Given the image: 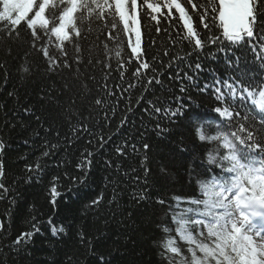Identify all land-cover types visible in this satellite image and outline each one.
I'll use <instances>...</instances> for the list:
<instances>
[{
	"label": "snow or ice",
	"instance_id": "snow-or-ice-1",
	"mask_svg": "<svg viewBox=\"0 0 264 264\" xmlns=\"http://www.w3.org/2000/svg\"><path fill=\"white\" fill-rule=\"evenodd\" d=\"M38 11V22L33 23ZM84 15H87L89 24L94 17H98L97 23L103 24L105 45L115 42L105 53L107 62L104 68L113 70L110 63L112 57L108 55L112 52L117 58L114 70L119 73L122 82L128 70L126 64L135 68L131 73L134 82L128 83L126 88L117 86L121 95L135 88L137 83L149 92V86L163 87L162 81L157 78L161 73L153 63L158 58L168 57L166 64L161 63L160 66L172 69V74L167 77L170 82H180V95L172 93L147 101L149 106L145 112L155 124L152 133L163 139L151 143L152 135L146 140L141 133L138 143L124 141L115 147V155L121 163H126V157L136 160L137 167L128 165V168L141 182L137 193H134L137 202L158 204L161 210L167 209L166 216L170 214L168 224L160 225L165 234L162 244H157L161 248L160 264H264V72L256 71L257 67L264 69V0H207L206 3L202 0H34L26 19L6 34L11 39L23 27L31 37L30 47L42 55L49 71H57L61 66L71 69L73 63L79 65L82 61L79 58L69 61L65 45L70 40L83 38L80 23ZM210 15L211 21L208 22ZM145 16L155 22L156 34L163 33L167 37L163 51L157 52L151 60L147 58V49L142 46L141 29L137 26L138 17L143 19ZM201 25L208 30L203 38L199 30ZM212 26L221 29V34L209 35ZM177 28L179 31H176ZM121 32L135 35V40L129 38L127 43L130 49L127 60L122 56L121 41L117 40ZM151 44H156L155 38ZM210 44L217 45V52L224 54L226 66L222 72L208 69V65L201 62L202 58L208 59L204 53ZM48 45H54L60 56H55ZM232 46L242 47L245 52L251 53V63L246 61L241 66L240 57L233 60L228 55ZM209 56L212 60L217 58L216 53L209 52ZM206 69L212 72V80L201 83L197 77ZM0 70H5L3 64H0ZM19 71L27 74L31 69L22 66ZM149 72L155 75H149ZM186 85L195 87L201 93L207 92L219 106L213 107L211 112L196 111L185 102L192 99L185 95L188 92ZM104 88L107 89L106 84ZM7 95L14 97L16 93L9 92ZM102 103L99 98L95 100L96 105ZM241 108L244 109L243 114ZM194 119L196 122L219 121L216 134L210 135L201 130ZM124 123L126 120L121 121V125ZM75 131L79 132V129ZM83 131L88 129L85 127ZM100 139V146L103 147L106 141L103 137ZM166 140L169 143L165 147L172 158L170 163H179L192 177L194 183L190 187L193 193L198 187V195L181 194L169 198L163 185L155 194V199L152 193L145 191L148 187L154 188L157 179L163 178L165 182L169 179L170 174L166 171L168 164L159 166L157 179L153 178L148 167L155 155L153 150ZM197 141L216 142V147L205 157L207 145ZM48 147L55 149L56 145ZM9 149L7 141L0 138V200H7L14 188L7 169ZM42 155L49 156L50 151L46 150ZM82 156L79 163L74 162L81 175L74 177L73 181L88 189L92 183L89 173L93 171L95 154L87 151V155ZM197 160L200 162L197 163ZM105 167L106 170L121 173L120 165L112 159L105 161ZM25 170L38 177L41 165L37 163L33 167L25 163ZM122 174L126 176L128 172ZM27 179L31 180L32 176ZM59 179L58 176L53 177L49 190L52 205H58L57 198L61 197L57 190ZM105 181L112 184L119 182L108 177ZM117 196L114 187V201ZM80 199L78 196L77 200ZM103 200L104 193L101 192L86 207H98ZM9 203L15 204V198ZM64 209L69 216L74 212L71 204H65ZM7 215L10 217V210ZM41 223H32L30 230L20 232L5 247L16 253L25 250L33 237L41 232ZM173 224L175 227H172ZM49 226L54 237L65 232L64 227L54 225L51 217L45 224L46 228ZM7 232L5 222H0V240L6 238ZM79 236L81 244L92 253L93 264H110L103 253L93 250L92 241L83 232ZM0 253H3V248H0ZM7 259L8 254L3 253L0 264H6Z\"/></svg>",
	"mask_w": 264,
	"mask_h": 264
},
{
	"label": "trees",
	"instance_id": "trees-1",
	"mask_svg": "<svg viewBox=\"0 0 264 264\" xmlns=\"http://www.w3.org/2000/svg\"><path fill=\"white\" fill-rule=\"evenodd\" d=\"M202 2L206 3L207 0ZM33 6L34 0H16L13 4H5L0 0V64L5 66V70H0V138L10 145L9 156L6 158L7 169L11 177L10 183L14 184L8 199L0 200V222H5L8 229L6 238L0 240V248H3V253L8 254L6 264H93L92 253L80 242V232L92 241L93 250L103 253L110 264H160L161 248L157 244H162L165 237L160 225L168 224L170 214L166 216L167 209L161 210L158 204L137 202L134 193H137L141 182L135 179V174L128 168V165L137 167L136 160L126 157V163H121L115 155V147L124 141L138 143L141 133L146 140L152 135L151 143L163 139L152 133L155 124L149 119L145 108L149 106L148 100L170 96L172 93L180 95V82H170L167 79L172 74V69L160 66L161 63L166 64L168 57H163L162 60L158 58L153 62L161 73L157 78L162 81L163 87L149 86V92L137 83L135 88L121 95V89L117 86L126 88L128 83L134 82L131 73L135 68L126 64L128 70L122 82L119 73L114 70L117 67L114 52L108 54L112 57L110 63L113 70L104 68L107 62L105 53L115 42L105 45L103 24L96 22L98 17H94L89 24L87 15H84L83 22L80 23L83 38L70 40L65 45L68 60L79 58L82 63H73L71 69L61 66L57 71H49L42 55L30 47L31 37L23 27L11 39L6 34L21 20L26 19ZM25 10L26 16L23 15ZM210 21L211 15L208 22ZM193 23H196L195 17ZM154 24L147 16L143 19L138 17L137 26L141 29L142 46L147 49L149 60L157 52L163 51L164 42L167 41L163 33L158 35L154 32ZM119 27L122 29L123 25L120 24ZM199 30L202 38L208 31L202 25ZM221 31L212 26V33L209 35H220ZM129 38L134 41V33L121 32L117 36V40L121 41L120 47L125 60L130 52L127 47ZM153 38L156 39L155 45L151 44ZM48 47L55 56H60L54 45ZM209 52L216 53L217 58L212 60ZM228 55L233 60L240 57L241 66L252 60L251 53L245 52L242 47L232 46ZM204 56L208 59L202 58L201 62L207 64L208 69L217 73L224 71V54L217 52V45H208ZM22 66L29 67L31 71L24 74L19 71ZM208 69L198 75L199 82L212 80V72ZM256 71L264 72V69L257 67ZM149 75L155 74L149 72ZM105 84L107 89L104 88ZM187 87L185 95L192 99L185 102L190 103L196 111L211 112L213 107L219 106L207 92L201 93L195 87ZM9 92H15L16 95L9 97ZM98 98L103 102L101 105L95 104ZM26 108L30 111L26 112ZM240 110L243 114L244 109ZM122 120H126L123 125ZM218 125L219 121L216 120L196 122L197 127L210 135L216 134ZM85 127L87 132L83 131ZM77 136L79 138H75ZM101 137L106 141L103 147L100 146ZM168 143L166 140L164 144H158L153 150L155 155L148 167L153 178L157 179L159 166L168 164L166 171L170 174L169 179L165 182L163 178H159L154 188L148 187L145 191L152 193L155 199V194L163 185L169 198L181 194L198 195V187L196 193L191 190L190 185L194 183L192 177L179 163H170L172 158L169 149L165 147ZM197 143L207 145L205 157L216 147V142ZM51 144H55L56 148L50 149L48 146ZM46 150L50 151L49 156L42 155ZM86 150L95 154L93 171L89 173L92 183L88 189L73 181L74 177L81 175L74 162L79 163L83 158L82 154L87 155ZM109 159L120 165L121 173L106 170L105 161ZM25 163L33 167L37 163L41 165L38 177L26 172ZM115 167L116 164L113 169ZM123 172H128V175H123ZM30 175L32 179L28 180ZM54 176L60 177L57 183V190L61 193V197L57 198L58 205L50 203L49 190ZM105 177L110 180L118 179L119 182L107 183ZM114 187L118 193L115 201ZM101 192L104 193L101 204L98 207H86ZM78 196L80 200H77ZM13 198L15 204H10L9 201ZM65 204H71L74 208L70 216L64 209ZM9 210L10 217L7 215ZM50 217L56 227L65 228L64 233L52 236L50 226L45 227ZM36 221L42 222L41 232L33 237L25 250L16 253L5 247L20 232L30 230L31 224ZM3 253H0V260L3 259Z\"/></svg>",
	"mask_w": 264,
	"mask_h": 264
},
{
	"label": "rangeland",
	"instance_id": "rangeland-1",
	"mask_svg": "<svg viewBox=\"0 0 264 264\" xmlns=\"http://www.w3.org/2000/svg\"><path fill=\"white\" fill-rule=\"evenodd\" d=\"M1 1L3 3H5V4H13V3L16 2V0H1ZM26 14H27V11L25 10L24 13H23V15L26 16ZM38 17H40V12L39 11L37 12L36 16L33 17L34 18L33 23L38 22V19H37Z\"/></svg>",
	"mask_w": 264,
	"mask_h": 264
}]
</instances>
